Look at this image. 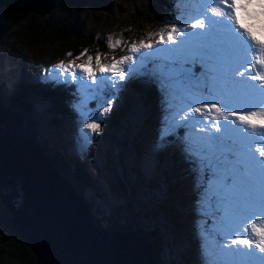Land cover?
Returning <instances> with one entry per match:
<instances>
[{"label": "snow or ice", "instance_id": "snow-or-ice-1", "mask_svg": "<svg viewBox=\"0 0 264 264\" xmlns=\"http://www.w3.org/2000/svg\"><path fill=\"white\" fill-rule=\"evenodd\" d=\"M174 7L169 24L146 39L126 44L108 36L112 63L102 62L107 52L93 56L84 49L40 79L79 85L73 108L82 151L101 131L118 90L137 77L155 83L165 109L155 147L176 136L194 169L206 264H264V224L258 223L264 222V139L249 132L258 128L264 135V0H176ZM118 46L134 55L117 58ZM89 99L95 109L87 107Z\"/></svg>", "mask_w": 264, "mask_h": 264}, {"label": "rangeland", "instance_id": "rangeland-1", "mask_svg": "<svg viewBox=\"0 0 264 264\" xmlns=\"http://www.w3.org/2000/svg\"><path fill=\"white\" fill-rule=\"evenodd\" d=\"M107 1L106 7L108 10L102 11L96 9L91 11V8H89L87 14L90 21L89 32L93 38H101L104 41L105 49H101L98 45H83L77 52L68 50L64 51L63 55L53 58L51 50L38 52L33 51L32 48L20 47V45L17 46L19 48L13 49L12 46L5 45L0 41V73L11 70L17 77L25 75L27 80L31 79L42 82L40 77L46 69L51 68L60 60H64L67 63L69 59L78 56L84 49L88 50V55L93 56L97 51L101 53L107 52L109 54L108 58L102 62L105 64L112 63L113 53L106 43L108 36H112L113 40H123L126 44L130 41H139L141 38L146 39L150 33H158L160 29L165 28L176 14L174 7L176 0H169L171 7H163L153 12L155 16L158 13L157 16L160 17V20H157L154 16L153 19L155 18V21L153 24L146 25L139 22L138 25L133 26L130 23V19H141L143 15L130 17L122 14L125 2H129V0ZM145 1L147 3V0ZM1 20L8 22L5 17L0 15V22H2ZM139 27L142 28L139 29ZM153 39H158V35L154 36ZM58 49L60 50L61 48ZM8 51L10 52L8 53ZM68 52H71L73 56H66L65 54ZM32 53L34 54L32 55ZM125 54L134 55L127 53L119 46L116 47L115 55L117 58ZM49 55L52 57H49ZM86 59L87 57L85 56L77 61V63H81ZM131 63V61L128 62V64ZM106 76L115 79L113 74L108 73ZM85 80L87 83H91L87 81V78ZM249 83L258 84L260 82L249 81ZM135 84L139 85L141 89L154 88L155 96L152 100L145 103L140 92L136 90ZM75 85L77 88L79 87V85ZM80 96V93L74 91L73 102L69 101L67 103L65 106L67 112L65 114L58 111L40 120L42 136L38 137V140H46L52 145L57 146V149H61L59 146L63 144V155H73L78 159H85L84 168L92 175L94 180L101 183L106 193V196H103L101 200L94 196L93 188H87L83 193L93 216L95 215L94 210H99L102 215H105L110 207L118 204L126 206V203H128L133 206L135 211L139 212L137 220H141L140 216L143 214L142 208L154 203L155 198L152 195L159 199L169 200L174 206L178 204L181 211L179 221L182 224L178 228L172 225L164 227L162 232L164 235L163 239L173 242L174 246L171 249L176 250L182 258V263L179 264H190L186 262V258H189L190 261L192 260L191 264H206L207 258L202 252L203 239L199 232V224L203 217L197 210L199 189L194 169L190 162L185 160L181 141L176 136L169 137V142L164 148L157 150L155 147L159 140L165 116L162 94L157 85L150 82L148 78L137 77L128 82L126 88L118 90L117 99L113 103L111 111L104 114L101 131L93 134L95 138L87 151H82L78 146V129L80 124L77 112L73 108V105L78 102ZM96 103L95 99H89L87 100V107L95 109ZM51 117L57 119L52 126L47 122ZM229 119L235 120L236 118L230 117ZM235 126L245 127L238 120H236ZM261 131L258 128H249V132H256L259 139H264V135H260ZM178 132L180 135H183L184 129H178ZM135 136L137 137V141L134 140ZM133 141L138 144L136 162L139 164V169L149 177L158 178V181L161 182L163 170L164 168H168L173 176H177L176 180L179 184L176 190L162 192L159 189H154L149 192L152 195H148V192L137 190L133 193L130 186H128L127 193L113 190L116 175L121 177L127 184L133 182V175L129 169V166L134 164L133 158L135 152L132 147ZM91 205L94 210L91 208ZM157 216L158 218L161 217L159 214ZM158 218L152 216L150 220L154 223L158 221ZM165 222L167 223L166 220ZM258 223L264 224V222ZM209 224H211L210 220ZM236 247L240 246L237 245ZM171 249L165 246V262L163 264H170ZM256 252L259 253V250L256 249Z\"/></svg>", "mask_w": 264, "mask_h": 264}, {"label": "water", "instance_id": "water-1", "mask_svg": "<svg viewBox=\"0 0 264 264\" xmlns=\"http://www.w3.org/2000/svg\"><path fill=\"white\" fill-rule=\"evenodd\" d=\"M55 0H0V9L46 15ZM73 84L0 89V201L39 264H160L151 241L134 228L97 225L84 194L64 179L42 150L35 124L65 107ZM121 193L123 180L115 181Z\"/></svg>", "mask_w": 264, "mask_h": 264}, {"label": "trees", "instance_id": "trees-1", "mask_svg": "<svg viewBox=\"0 0 264 264\" xmlns=\"http://www.w3.org/2000/svg\"><path fill=\"white\" fill-rule=\"evenodd\" d=\"M55 2V6L44 16L31 11L17 12L11 11L7 7L1 8L0 15L5 17L8 22L3 20L0 22V41L5 45L12 46L13 49L20 45V47L32 48L33 51L38 52L51 50L53 58L63 55L64 51L71 50L77 52L83 45H98L101 49H105L104 41L101 38H93L89 32L90 21L87 14L89 8H91V11L96 9L102 11L108 10L106 7L107 0H55ZM169 2V0H147L146 3L145 0H129V2H125L122 14L130 17L143 15L141 19H130V23L133 26L138 25L139 22L150 25L153 24L155 18L160 20V17L157 16L158 13L155 16L153 12L163 7H171ZM154 16L155 18L153 19ZM141 28L139 27V29ZM58 48L61 49L59 50ZM17 80L18 77L11 70L1 72L0 89L6 94H13ZM28 81L36 86L47 85L44 82L33 81L31 79ZM135 86L136 90L140 92L141 97L145 100V103L151 101L155 96L154 88L141 89L139 85L135 84ZM77 89V86L73 84L70 102H73L74 91H77ZM58 111L62 114L67 112L65 107ZM56 121L57 119L52 117L47 120L50 126ZM35 134L37 140L38 137L42 136L40 121L35 124ZM134 140L137 141L136 136ZM135 141L132 143L135 152L133 158L134 164L129 166L133 175V182L127 184L123 181L127 187V191L128 186L132 187L133 193L136 190L145 191L148 192V195H152L149 192L154 189H159L162 192L176 190L179 184L176 180L177 176H173L168 168H164L161 182L158 181V178L149 177L139 169V164L136 162L138 144ZM38 142L45 154L51 158L52 165L56 171L71 183L76 190L83 194L87 188H93L92 190L96 198L101 200L103 196H106L105 189L101 183L94 180L92 175L84 168L85 159H78L73 155H63V144L59 146L61 149H57V146L52 145L46 140L39 139ZM116 179L114 180L113 190L119 191L115 184ZM152 197L155 198L154 203L142 208L143 214L140 216L141 220H137L139 212L135 211L133 206L128 203H126V206L118 204L110 207L105 215H102L99 210H94L92 205L91 208L95 212L94 218L97 225L101 227L108 230H121L132 227L146 235L151 241L158 262L163 264L165 262V246H168L170 249L174 246L172 241L163 239V228L167 225L177 228L181 227L182 223L179 221L181 211L178 204L174 206L169 200L159 199L153 195ZM158 214L161 217L158 218ZM152 216L157 217L158 221L151 222L150 218ZM10 218V212L0 201V264H39L37 257L16 232ZM170 256V264L182 263V258L176 250L171 249ZM186 262L191 264L192 260L190 261L189 258H186Z\"/></svg>", "mask_w": 264, "mask_h": 264}]
</instances>
